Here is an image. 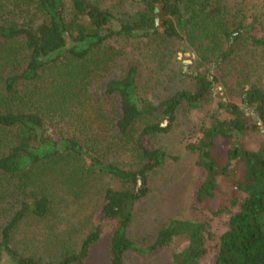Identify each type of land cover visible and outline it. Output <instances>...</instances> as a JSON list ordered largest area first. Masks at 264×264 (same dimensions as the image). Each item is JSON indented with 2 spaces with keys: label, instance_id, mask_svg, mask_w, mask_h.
Listing matches in <instances>:
<instances>
[{
  "label": "trees",
  "instance_id": "16d2710c",
  "mask_svg": "<svg viewBox=\"0 0 264 264\" xmlns=\"http://www.w3.org/2000/svg\"><path fill=\"white\" fill-rule=\"evenodd\" d=\"M131 1L118 16L90 0H0V264H85L101 237L94 215L112 226L109 264L176 239L186 246L172 263L201 264L208 219L172 218L147 247L128 230L168 158L150 139L170 133L182 110L209 109L220 83L239 102L218 99L187 146L196 209L229 214L214 264H264V84L252 65L264 52V0ZM131 42L157 58L164 49L159 62L187 46L209 72L177 69L191 85L151 101L136 64L116 66Z\"/></svg>",
  "mask_w": 264,
  "mask_h": 264
},
{
  "label": "rangeland",
  "instance_id": "374dc122",
  "mask_svg": "<svg viewBox=\"0 0 264 264\" xmlns=\"http://www.w3.org/2000/svg\"><path fill=\"white\" fill-rule=\"evenodd\" d=\"M99 5L103 10L111 11L115 15H125L133 9L131 0H90ZM253 3L261 0H251ZM69 5L70 0H64ZM124 45L123 43H120ZM117 58V68L136 64L139 73V84L141 93L151 101L159 102L166 98L175 89L181 90L191 85L190 78H181L174 75L175 70L182 69L188 74H206L209 72L207 66L199 63L190 48L178 45V50L171 58H164L163 49L160 56L154 57L153 50L145 47L143 43L131 42ZM252 65L258 67L256 75L264 84V52L255 54ZM118 70H111L109 75L118 74ZM213 71H211L212 73ZM181 78V79H180ZM216 102L218 99L230 100L238 103L233 95H228L224 84L220 83L214 89ZM227 94V95H226ZM215 102L211 103L209 109L201 111L182 110L178 120L170 133L159 135L150 139V145L160 148L166 152L168 158L165 165L149 177V195L138 203L134 210V218L129 227L128 235L136 244L147 247L153 242L154 236L161 225L172 218L187 220L210 221L211 232L214 235L208 244V253L201 259V264H214L216 253L215 245L219 236L227 229L229 214L211 216L196 209L195 191L199 184V170L196 166V155L188 149L190 143L200 138L198 132L199 124H208L211 111L216 108ZM246 144L254 147L255 139L248 137ZM108 182V181H106ZM112 184V183H108ZM221 201L216 199L211 202L214 208ZM101 216L94 215L92 223L101 225L100 240L94 244L89 251L85 264H109V237L112 226L107 221H100ZM41 226V225H40ZM39 226V228H41ZM27 232H33V227L21 228L16 238L22 239ZM186 246V241L176 239L171 245L162 249L151 257H142L136 254L128 255L123 264H173L172 254L179 252Z\"/></svg>",
  "mask_w": 264,
  "mask_h": 264
},
{
  "label": "water",
  "instance_id": "95a60500",
  "mask_svg": "<svg viewBox=\"0 0 264 264\" xmlns=\"http://www.w3.org/2000/svg\"><path fill=\"white\" fill-rule=\"evenodd\" d=\"M158 21L156 20V23H157Z\"/></svg>",
  "mask_w": 264,
  "mask_h": 264
}]
</instances>
